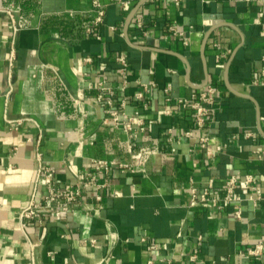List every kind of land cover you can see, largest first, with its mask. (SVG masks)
Wrapping results in <instances>:
<instances>
[{
	"label": "crops",
	"instance_id": "crops-1",
	"mask_svg": "<svg viewBox=\"0 0 264 264\" xmlns=\"http://www.w3.org/2000/svg\"><path fill=\"white\" fill-rule=\"evenodd\" d=\"M100 1L92 25V0H0V264H264V0ZM207 84L198 128L178 99ZM94 158L114 162L106 186L26 234L40 165L82 181ZM232 174L259 194L240 180L222 208L193 202L191 186L222 198Z\"/></svg>",
	"mask_w": 264,
	"mask_h": 264
},
{
	"label": "built area",
	"instance_id": "built-area-1",
	"mask_svg": "<svg viewBox=\"0 0 264 264\" xmlns=\"http://www.w3.org/2000/svg\"><path fill=\"white\" fill-rule=\"evenodd\" d=\"M93 10L95 16L92 18V25L100 24L105 15V10L100 0H92ZM8 14H11L10 10H7ZM137 24L141 25L140 17L136 18ZM90 28L88 30L90 31ZM175 30V27L172 26ZM175 32H177L175 30ZM15 59V50L12 48L9 56V64H12ZM89 59V58H88ZM122 63L121 73L123 76H127L128 63L124 55L118 57ZM262 75L264 78V69L262 70ZM104 88V87H103ZM216 89L212 84H207L205 90L199 93H194L189 99H178V102L183 107H189L193 110L194 117L198 128L204 126V124L211 117L213 112V103L215 102ZM143 96L142 92H136V97L141 98ZM101 97V96H100ZM109 107L106 109L108 113L112 116V123L118 124L121 119H123L124 127L127 130L138 131L142 126L143 121L137 115H127L124 114L119 109H113V104L111 99H107ZM5 119L10 123L20 125L23 121L31 119L28 116H21L10 118L8 114H4ZM135 125V126H134ZM186 135H190V131L186 132ZM201 146H207V138L205 136H200ZM39 159L41 158V153H38ZM111 162L104 158H94L92 160V169L86 174V178L82 181L66 182L60 183L56 180L53 175L54 169L50 166L41 164L38 168L36 182L33 187V191L27 204L22 208L19 213V222L23 230L26 229L29 222L42 223L47 218L48 215H58L62 212L70 211L73 209L74 205L84 198V191L88 187L103 188L106 186L105 177H107L111 170ZM122 168H126L127 164L120 163ZM104 176V180L101 177ZM242 181L246 187H248L253 193H258V186L255 176L252 174H245L242 179L236 174L230 175L226 178V191L222 198L216 196L210 197L208 190L204 189L202 192H198L196 186H191L192 200L193 202L204 201L212 202L213 206L217 208H222L226 204L234 199V191L239 181ZM40 186L41 189H40ZM44 188V190H42ZM259 194V193H258ZM97 199H101V195H96ZM26 233V230L24 231ZM27 234V233H26ZM31 248H34L36 243L30 241ZM262 247V244H258L256 248L252 250L253 253H257ZM194 258V256H192ZM148 264H152L151 261Z\"/></svg>",
	"mask_w": 264,
	"mask_h": 264
}]
</instances>
